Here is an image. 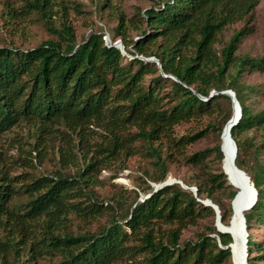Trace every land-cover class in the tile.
Masks as SVG:
<instances>
[{
    "label": "trees",
    "instance_id": "obj_1",
    "mask_svg": "<svg viewBox=\"0 0 264 264\" xmlns=\"http://www.w3.org/2000/svg\"><path fill=\"white\" fill-rule=\"evenodd\" d=\"M96 1L98 12L117 22L109 45L96 31L79 42L70 20L71 10L83 13L77 2H4L10 27L37 19L51 38L31 49L0 46V141L22 125L35 128L37 140L30 149L19 148L17 157L0 149V264H230L233 238L216 226L181 242L184 230L206 217L217 220L199 201L205 195L229 226L215 194L228 191L232 202L238 190L227 185L223 170L211 172L206 163L215 154L223 164L222 144L188 156L207 130L178 137L176 129L208 117L216 119L210 129L223 132L234 108L220 93L235 92L242 108L231 131L236 165L258 192L257 204L244 216L248 229L264 227V134L259 142L245 136L264 133V108L255 106L264 86L241 83L245 73L264 74V56L236 55L254 32L261 0H150L153 6L138 9L134 18L114 0ZM241 22L247 26L219 55V36ZM119 39L131 57L114 47ZM139 57H155L162 70ZM212 91L219 94L209 99ZM46 137L58 141L61 167L39 175L34 161L45 156ZM141 152L155 168L144 180L148 198L140 201L141 193L131 191V202L122 195L101 199L96 189L106 186L103 171L124 169ZM170 163L202 172L197 197L179 184L155 192L152 184L168 180ZM248 245V263L264 262V239L249 236Z\"/></svg>",
    "mask_w": 264,
    "mask_h": 264
},
{
    "label": "rangeland",
    "instance_id": "obj_2",
    "mask_svg": "<svg viewBox=\"0 0 264 264\" xmlns=\"http://www.w3.org/2000/svg\"><path fill=\"white\" fill-rule=\"evenodd\" d=\"M10 1L13 3L18 2V0ZM70 1L77 2L82 5L81 10L83 13L81 14L75 10L70 11V20L77 32L79 42L85 37H88L92 31L104 33L106 35L105 39L110 37L111 41V31L117 26V22L112 21L108 12H98L96 0ZM4 2L5 0H0V46L11 45V43H14L16 46H21L24 49H31L39 46L41 43L51 38L42 23L38 22L37 19L33 21L27 20L26 22L17 21L16 24L18 27H10L5 19L6 16L4 14ZM114 4L116 5V8L119 11L124 12L128 18H134V15L137 13L138 9L147 10L153 6V2L150 0L125 2L121 0H114ZM245 26H247L246 22L237 23L227 27L221 33L218 38V42L215 45V49L219 55L221 50L227 45L233 35L236 32L242 30ZM251 26L254 32L242 42L236 54L241 58H255L264 56V0H261L260 5L256 8ZM136 35V32H131L132 39H135ZM118 41H120V39ZM109 44H111V42ZM241 83L246 86H264V74L245 73L241 79ZM214 92L215 91H212L211 94ZM255 106L258 108H264V97H259L255 103ZM215 122L216 119L214 120V118L206 117L200 121H192L188 124H183L177 127L176 132L178 137L207 130L206 135L188 149V156L207 149H213L222 144L221 137L223 132L220 133L210 129L209 127L210 124ZM263 134L264 133L261 130H254L245 136L253 138L259 142L263 139ZM35 137V128L22 125L17 127L13 133L7 135L4 139H2V141H0V149L3 151L9 150L11 156L17 157L18 150H20L19 148L30 149L32 144L37 142ZM45 140V156L40 160L36 159L34 161L35 165L37 166L36 173L39 175L50 174L61 167L59 163L60 155L56 149L59 144L58 141L50 137H46ZM33 156L36 157L37 153H34ZM206 163L209 167V171L211 172L217 173L220 172V170H223V164L218 161L215 154L209 157ZM154 170L155 168L152 164V160L144 156V153L141 152L135 157L130 158L126 162V167L124 169L116 166L113 171H103L101 178L106 181V186L103 188H98L96 191L98 192L100 198L107 199V202L111 201L117 195H122L126 198H129V202H131L132 196L134 195H130V192L137 191L141 193V201L149 195L143 193L147 186L144 183L146 173L153 172ZM21 171L22 170L15 171L14 174H20ZM113 175L117 176L114 180L110 179ZM169 179L182 181L188 187L196 188L197 184L203 182L204 175L198 168L188 167L183 164L170 163L168 180ZM227 185L231 186L229 182H227ZM228 196V191L224 194H215V198L222 201V204L227 211L229 216L228 225H230L233 219V207ZM204 199L207 200V195L204 196ZM230 207L232 209L231 211ZM104 223L105 219H102L99 223L95 224L91 230L93 231L97 229L98 226ZM216 224V219L212 217H206L205 219L201 220L197 226L189 227L188 229L184 230L181 237V242L183 243L191 240L195 241L198 234L208 231L209 228L216 226ZM263 228L264 227L262 225L256 226L255 224L251 229L247 228V224L245 227H243V233L246 235L245 240L243 239L245 254H249V236H251L255 242H259L260 240L264 239ZM252 250L254 252L253 256L258 255V253H255L256 248L253 247ZM230 264H235L233 259V250ZM256 264H264V262L259 261Z\"/></svg>",
    "mask_w": 264,
    "mask_h": 264
},
{
    "label": "water",
    "instance_id": "obj_3",
    "mask_svg": "<svg viewBox=\"0 0 264 264\" xmlns=\"http://www.w3.org/2000/svg\"><path fill=\"white\" fill-rule=\"evenodd\" d=\"M105 41H106V44L109 45V43L111 42L110 41V37H108V39H105ZM114 47H116L119 50H121V52H122V54L124 56L130 57L128 55L126 49H125L123 41L120 40V41L115 42ZM139 58L144 60V61H146V62L157 64L159 69L162 70V66H161L160 61L157 60L155 57H152V58L139 57ZM164 76L167 77V78H172L173 80L177 81V79L175 77H173V76H167L165 74H164ZM218 94L219 93L214 92L213 94H211L209 99L213 98L215 95H218ZM220 94L230 97V99L232 101V104H233L234 114H233L232 118L229 120V122L227 123V125L225 126L223 131L228 130L229 142L234 147V152H233V156H232L233 162H234V164H233L234 168L239 173L240 177L242 178V180L245 182V184L249 188V191H247V192H243V191H239L238 192V194L236 195L235 199L232 201V207L234 209L235 204H239L241 206V208H242V213H245V212L251 211L254 208V206L257 204V202H258V192H257L254 184L251 182V178L247 175V173L245 171L239 169L238 166L236 165L238 147H237V144H236L235 140L232 137L231 131H232V129L235 126L238 125V123L240 122V120L242 118V108L240 106V103L237 100V97H236V94H235L234 91L228 90V91L221 92ZM201 99L206 100L203 97H201ZM221 150H222V148H221ZM222 152H223V150H222ZM226 160H227V158L225 157L223 162H225ZM222 169H223L224 174L226 176H228V173L224 169V167ZM228 182L235 190H239V189L242 190V188L240 186L235 185L233 183H230V181H228ZM174 184H179L184 189L190 190L197 197V192H198L197 188H190L187 185H185L182 181H178V180H170L169 179V180H167L166 182H164L162 184H159V185L158 184H152V186L155 187V192H157V191L163 189L166 186H171V185H174ZM146 198H148V197H146ZM199 201L202 202L204 204V206L210 207L216 212V214H217L216 227H217L218 231L221 232V233L231 234V232L228 230V228L221 221V215H220L219 207L216 204H214L213 201L210 200V199H207V200H204V201L199 200ZM242 221H243V227H245L246 226V219H245L244 214H242ZM245 236L246 235L244 233V237ZM232 238H233V236H232ZM229 247L231 248V251H232V245H230ZM248 257H249V254L248 253L245 254V258L247 259V261H248Z\"/></svg>",
    "mask_w": 264,
    "mask_h": 264
},
{
    "label": "bare ground",
    "instance_id": "obj_4",
    "mask_svg": "<svg viewBox=\"0 0 264 264\" xmlns=\"http://www.w3.org/2000/svg\"><path fill=\"white\" fill-rule=\"evenodd\" d=\"M222 150L224 157L227 158L225 162H223V167L228 173V181L230 183H233L235 185H238L242 188L243 192L249 191L248 186L245 184V182L240 177L239 173L234 168V162H233V152L234 147L230 144L229 138H228V130L223 131L222 134ZM242 192V193H243ZM234 214L232 222L229 226H226L228 230L231 232V234L234 237V241L232 244V250H233V259L235 264H248L247 259L245 258V252H244V246H243V239L245 240L244 233H243V221H242V208L239 204H235L234 207Z\"/></svg>",
    "mask_w": 264,
    "mask_h": 264
}]
</instances>
